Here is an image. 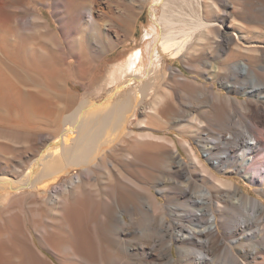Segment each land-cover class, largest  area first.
Instances as JSON below:
<instances>
[{"label":"rangeland","instance_id":"1","mask_svg":"<svg viewBox=\"0 0 264 264\" xmlns=\"http://www.w3.org/2000/svg\"><path fill=\"white\" fill-rule=\"evenodd\" d=\"M29 1L31 0H11L8 6L12 11V19L21 18L24 24L14 27L8 45L6 41L0 43V173L13 177L14 180L19 179V174L24 175L38 157L37 150L41 143L53 140L55 130L64 128L81 104V108L86 106L83 101L102 102L109 90L117 86L116 83L104 85L111 72L138 53L142 54V59L128 72V77L134 80L126 92L119 93V97L115 96L114 101L125 99L128 94L133 99L137 94L143 99H140L142 102L130 118L128 134L114 150L100 158L97 165L99 167L92 165L91 172H85L79 184L71 185L81 175V170L76 169L57 184L46 190H39L34 197L19 196L7 204L9 209L7 206L4 210L0 209V220L9 224L12 232L10 238L16 239H12L11 264L20 260L26 262L29 258L36 264H93L85 259L87 256L98 263L103 259L112 264L109 256L116 252L122 260L139 262V257L127 256L123 240L130 247H135L146 239L139 236L124 237L121 231H117V219L122 214L131 223L130 229L133 231L151 230V220L154 225H158L159 220L165 217V222L170 226V230L162 228L166 230L161 234L165 240L170 239L168 236L171 233L196 229V222L190 217L194 210L192 200L171 191L178 186L175 180L179 184H185L187 180V177L177 173L178 168L172 164V156L178 153L184 169L192 175L193 191L199 192L203 187H212L215 194H225L227 190L213 187L219 186L218 183L203 176L202 168L193 164L186 142H190L197 150L216 180L231 181L236 186H241L247 196L264 202V187L260 181L252 183L233 163L244 147L222 159L219 167L208 160L201 147L210 141L217 142L212 149V156L214 159L224 156L232 144L223 145L218 141L220 135L242 133L249 121L247 112L239 104L223 103L219 106L223 113L218 115V109L215 112L214 108L188 100L191 89L203 84L210 90L212 97L250 99L240 92L229 91L224 80L231 81L230 75L215 77L211 67L207 66L208 62L220 64L227 55L241 56L234 47L223 53L217 41L209 39L199 49L196 47V39L189 45L188 52L180 58L170 61L165 59L163 65L162 62L158 63L164 69L166 77L164 79L159 73L161 78L157 79L159 75L154 73L155 65H151L148 52L149 45L154 43V36L161 30L157 23L160 22L163 5L152 6L157 0H72V9L70 8L69 14L67 10L65 15L75 20L80 9L85 17L76 18L73 30H67L66 34L61 31L60 15L55 13L52 0L48 4H44V0ZM207 1L215 2L224 12L236 16L255 34L259 33L258 37L261 36L264 41V0ZM20 3L22 7L18 6ZM183 5L185 7L181 8L184 16L191 14V10L184 3ZM193 5L198 6L195 1ZM151 9L155 13V22L152 21ZM89 10L93 13V23ZM38 16L49 22L52 30L50 33L44 32V26L40 23L32 22ZM209 19L215 21L216 28L221 31L232 26L233 19L226 18L223 13H209ZM201 35L203 34H197L196 37ZM236 35L238 34L234 33L235 37ZM51 39L56 42L51 43ZM59 45L62 46L63 53L58 51ZM5 46H10V49ZM63 56L70 61L69 65L64 63ZM251 60L254 64L259 63L257 58L251 57ZM76 69H84L85 72L80 75ZM47 72L52 75H49L51 79L46 75ZM75 72L79 73L78 77ZM146 83L153 84V88L148 94L140 95V90ZM154 104L156 112L152 110ZM35 106H40L41 109ZM258 106L256 109L259 110ZM35 110L36 114L33 113ZM232 110L237 112L236 124L233 125ZM110 113L105 125L109 118L113 123V113ZM146 132L163 141L139 140L138 137L147 134ZM94 148L91 152L94 151L95 154ZM259 157L256 156L255 159L259 160ZM258 166L254 172L261 178L264 170H258ZM67 184L70 192L60 194L61 199L55 197L59 188ZM228 198L227 196L222 200L224 206H227L225 215L228 219H233L239 211L227 205ZM155 199L159 201L157 208ZM14 218L19 223L18 226H21L14 225L17 224L14 223ZM154 235L148 241L151 239L150 243L161 244L156 241L160 236Z\"/></svg>","mask_w":264,"mask_h":264},{"label":"bare ground","instance_id":"2","mask_svg":"<svg viewBox=\"0 0 264 264\" xmlns=\"http://www.w3.org/2000/svg\"><path fill=\"white\" fill-rule=\"evenodd\" d=\"M49 1L51 0H44L43 3L48 4ZM194 1L198 6L193 5ZM10 2L11 0H0V43L6 41L5 43L7 44L10 35H13L11 32L14 27L19 26V24H24V21L21 18H16V20L12 19V11H10L11 9L9 10L8 6ZM30 2H32V0L29 1V3ZM26 3L24 4L25 6L27 5ZM182 3L191 10V14H186L184 16L181 7L185 6H182ZM71 4L72 0H52V7L54 8L55 13L60 15L61 31L65 32V34L67 30H73L72 27L75 25L74 23L79 17H85L84 12L79 9L76 16L77 19L74 18L75 20H73L68 18L67 15H65V12L68 10L67 14H69V10L72 9ZM13 5L15 4L13 3ZM19 5L21 6V3L18 4V6ZM160 5H163V12L160 17V22L157 23V27L161 30L154 36V43L150 44L148 48L151 65H155L154 73L159 75L157 79L161 78V75L164 79L166 77L164 69L160 68L158 63L162 62L163 65V60L165 59L170 61L180 58L186 51L188 52L189 45L196 39V47L199 49L203 47L204 43L209 39H214L217 41L221 52L225 53L228 48L234 47L235 50L240 53L241 56L235 54L227 55L228 57L221 60L218 65H213L208 62L207 66L211 67L215 77L223 74H225V77L226 75H230L229 77H231V81H228L227 79L224 80V84L229 88V91L240 92L247 95L250 99L238 100L231 96L212 97L210 90L203 84V86L196 85L191 89V94L188 95V100L203 106H209V108H214L215 112L216 109H218V115L223 113H221L219 107L220 105L222 106L223 103L226 105H233L236 103L242 106L247 112L249 119L244 131L242 133L234 132L220 135L218 140L225 146L231 143V149L228 148L224 156L214 159L212 156V149L217 142L210 141L208 144L201 145V147L208 160L214 162L215 167L221 165L222 159L224 160L225 158L230 157L232 153H235L244 147V150L241 151V154L236 160H233V163L237 165L240 172L244 173L252 183L259 180L260 184L264 187V173H260L263 177L259 178L254 172L257 170H255V168L258 165L260 166H258V170H264V109L262 108L264 107V47H262L264 46V41L261 39V36L258 37L259 33L255 34L252 29L238 20L236 16L234 17V15H229L227 12H224L213 1L157 0L152 6L158 7ZM24 8L26 9V7ZM200 8L202 10H200ZM216 12L223 13L226 18H232V26L226 27L224 31L216 28V22L209 19V13ZM92 14L93 13L90 11L91 22L93 23L94 17ZM151 17L152 21L155 22V13L152 9ZM34 21L44 26V32L50 33L52 31L50 30L51 25L44 17L38 16L32 20V22ZM39 28L40 27H38V29ZM200 33L203 35L197 38V34ZM234 33H237L238 35L235 37ZM52 40L53 39H51V43L56 42L54 40L53 42ZM5 43L2 44L5 45ZM9 45H11V43ZM57 48L60 53H63L62 46L59 45ZM141 56V53L136 54L131 57L126 64L119 65L111 72L108 81H106L104 85L106 86L108 84L116 83L117 86L109 90L110 92L107 91V97L100 103L91 100L83 101L82 103L86 104V106L81 108L83 107L81 104L80 108L75 111L72 120L69 119V123L64 125V128L60 127L61 129L58 128L55 130L54 139L43 141L41 143L37 150L38 157L32 162L28 171L24 175L20 176L22 173L19 174V176L16 175L19 178L18 180H14L12 179L13 177L10 178L5 174L0 173V209L4 210L12 199L19 196L27 195V197H34L33 195H35L36 192L39 190H46L50 186L57 184L62 178L69 176L76 169L81 170V175L78 176L71 185L74 186L75 184H79L82 176L85 175V172H91L90 167L92 165L96 166V168L99 167L97 165L100 158L106 156L111 150H114L119 143H121L123 137L128 134V123L130 118L133 115L135 108L140 102H142L140 99L142 100L143 98H139L138 94L134 99L128 94V96L124 95L126 96L125 99L122 98L114 101L115 96L118 95L119 97V93L121 94L124 92L131 84L132 80H134V78L128 77V72H131V69L135 67L134 65L136 62H139L140 59H142ZM251 57L257 58L259 63L254 64ZM62 58L66 65L70 64V61L64 58V56ZM45 59L47 60V58ZM76 70L80 75L85 72L84 69ZM78 72L74 73L77 77L79 76ZM159 73H161V75ZM149 74L151 73L149 72ZM46 75L49 77L51 74L47 72ZM51 76L49 79H51ZM153 79L154 78L151 80ZM150 84L148 83L144 88H141L140 93L142 94L140 95L149 92L150 89L153 88V84ZM157 100L162 101L160 98H157ZM28 103L30 108H32V102L31 105L30 100ZM259 104L262 106L259 107ZM37 106L35 107L39 109L40 106ZM257 106L259 107V110L256 109ZM152 107V110L156 112V105ZM110 110L113 113V123L112 121H109V118L107 125H105V122L107 121L106 118L111 115ZM36 111L37 110L33 111V113ZM108 112L110 114H108ZM232 113V119L234 120L232 123L233 125L236 124L235 113L237 112L232 110ZM99 137H102L103 140L101 141ZM138 139L142 141H150L154 139L163 141V139L157 138V136L152 133L139 136ZM185 144L189 150L193 164L202 168L203 176H208L213 180V183H218L219 186L214 185L213 187L225 188L227 192L225 194H215L212 187H203L199 192L193 191L192 175H189L188 171L184 169V163L179 159L177 155L178 153L174 154L171 158L172 164L175 165V168H178L177 173L183 175V177H187V180L185 181V184H179L175 180L174 182L178 186L171 189V191L188 196L190 200H192L194 210L190 213V217L196 222V226H194L196 229H186V231L181 230L176 232V234L171 233L168 236L170 239L165 240L166 238L161 234L166 230L162 228L165 227L167 230H170V226L165 222V217L159 220L158 225H154L153 221L150 219L151 222L149 221V224L151 225V230L140 229L139 231H133L130 229L131 223L129 224L122 214L121 217L117 219V231H121L124 237L139 236L146 240L135 247H130L127 241L123 240V243L126 244L125 252L127 256H137L140 259L139 262H132L127 259L122 260L117 252L111 254L112 256H109L111 257L109 261H111L112 264H264V202L254 197L247 196L241 186H236L231 181L216 180L206 168L208 165L203 163L201 156L193 145L190 142H186ZM93 147H95L94 150L96 149L95 154L94 151L91 152ZM256 156H260L259 160L255 159ZM132 179L134 180V178ZM132 184L135 185V183ZM58 191L60 193L57 192L55 197L58 196L57 198H60V194H68L70 192V186L68 184L64 185L60 187ZM262 192L264 193V189H262ZM227 196L229 197L227 199V205H230V207L239 211L233 219H228L225 215L227 206H224L222 200L227 198ZM158 205L159 201L155 199V207L157 208ZM241 207H244V210L242 209V211H240ZM17 219L18 217L16 220ZM16 220L14 218V223L17 222ZM18 224L19 223L17 222V224L14 225L18 226ZM9 228L10 226L6 221L0 220V264H11V259L13 258L11 254L12 242L16 241V239L14 240L13 238H10L12 232H10L11 228ZM154 234L160 236L156 241L161 244H152L150 243L151 239L148 241V239L152 238ZM162 241H164V243H162ZM174 246H176L175 248L177 250L176 256L174 254ZM85 259L93 264H109L103 259L101 260V263L95 262L94 260L92 261L91 256H87ZM16 264L36 263L29 258L26 262L20 260Z\"/></svg>","mask_w":264,"mask_h":264}]
</instances>
